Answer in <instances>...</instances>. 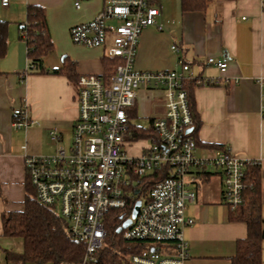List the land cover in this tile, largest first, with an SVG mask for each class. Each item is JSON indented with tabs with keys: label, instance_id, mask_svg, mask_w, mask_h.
<instances>
[{
	"label": "crops",
	"instance_id": "obj_1",
	"mask_svg": "<svg viewBox=\"0 0 264 264\" xmlns=\"http://www.w3.org/2000/svg\"><path fill=\"white\" fill-rule=\"evenodd\" d=\"M188 1L205 6L186 10L183 0H150L160 9L156 19L162 29L151 25L143 30L135 66L148 71L178 69L180 57L190 63L194 76L199 78L194 89L202 120L197 134L202 143L198 153L214 149L205 144L228 145L237 155L259 162L264 221V113L260 85L264 81V0ZM29 5L45 8L54 44L44 57L46 71L42 72H27L29 57L20 25L28 18ZM103 5L104 0H9L4 7L0 0V20L9 21L7 53L0 58L2 236V213L24 207L26 156L54 154L59 146L65 147L66 138L73 140V125L79 112L77 84L64 73L48 70L74 62L78 76L108 73L105 64L112 58L108 55L111 40L106 46L89 47L75 43L70 35L72 26L93 19ZM173 44L180 50L174 51ZM210 56L224 58L228 63L226 71L209 64ZM25 100L29 102L28 113L36 122L16 129L12 125L13 112ZM163 101L160 90L141 85L135 104L129 108L131 124L139 125L134 119L140 117H149L146 127L152 124V119L164 112ZM54 128L60 136L57 141L50 134ZM205 172L209 177L198 186L190 185L196 187L197 195L185 209V215L194 219L184 228L190 253L186 264H232L237 241L247 236V226L229 218L220 171L208 168ZM261 255L264 264V238Z\"/></svg>",
	"mask_w": 264,
	"mask_h": 264
},
{
	"label": "built area",
	"instance_id": "obj_2",
	"mask_svg": "<svg viewBox=\"0 0 264 264\" xmlns=\"http://www.w3.org/2000/svg\"><path fill=\"white\" fill-rule=\"evenodd\" d=\"M75 4L80 7L79 1ZM2 5L7 7L9 0H2ZM159 13V7L149 0H104L93 19L70 28L77 44L106 46L111 40L108 55L119 63L109 80L92 73L79 76V112L69 150L59 146L54 154L26 156V171L36 199L57 211L66 220L70 236L85 245L79 264L98 261V251L107 237L108 214L132 202L125 219L131 223L119 229L126 239L143 240L148 245L131 254L129 262L186 264L190 253L184 228L194 219L185 215V209L197 195L196 187L190 185L202 183L208 168L219 170L223 202L235 210L243 202L246 168L258 162L237 155L228 145L198 153L185 86L186 79L195 77L189 62L180 57L178 69L136 68L143 30L151 25L162 29L156 19ZM172 49L179 51L180 47L173 44ZM207 62L221 72L228 67L224 58L210 56ZM141 85L162 92L164 112L153 118L151 134L145 137L140 154L131 155L127 147L135 139L129 108L135 104ZM260 85L264 113V81ZM28 107L25 100L14 109V128H27L36 122ZM50 134L55 141L60 138L56 128ZM138 200L141 206L133 216Z\"/></svg>",
	"mask_w": 264,
	"mask_h": 264
},
{
	"label": "trees",
	"instance_id": "obj_3",
	"mask_svg": "<svg viewBox=\"0 0 264 264\" xmlns=\"http://www.w3.org/2000/svg\"><path fill=\"white\" fill-rule=\"evenodd\" d=\"M199 4H190L188 0H183V7L186 10L201 9L205 6V4ZM27 13L26 22L20 25L21 38L26 41L29 57L27 72L46 71L43 60L54 45L47 27L46 11L42 6L29 5ZM8 35L9 21L0 20V58L7 53ZM118 63L119 59L113 57L110 58V61H106L108 73L103 74L106 80H109L114 74ZM48 71L64 73L75 84L79 80L74 62H67L60 68ZM198 81V77L188 78L185 80V86L195 120L192 135L199 145L202 143L199 142L197 134L202 120L194 94ZM133 110H131L132 114ZM132 128L133 137L138 140L151 134L152 124L147 127L134 124ZM205 145L212 148L225 146ZM208 175L204 172V179L209 177ZM26 189L27 195L23 209L2 213L3 235L21 238L23 241L22 251L5 250L6 260L18 264H79L85 253V245L70 236L66 220L57 211L41 204L36 199L35 190L28 175ZM132 204L133 202L123 209H116L108 214L107 237L103 247L98 251V261L95 264H131L129 256L147 247L146 241L126 239L123 236V230L119 229L131 212ZM261 208V170L260 164L257 162L246 168L242 204L235 210L229 208V218L232 221L243 222L247 226V236L237 241V252L231 258L232 264H262L264 221Z\"/></svg>",
	"mask_w": 264,
	"mask_h": 264
},
{
	"label": "rangeland",
	"instance_id": "obj_4",
	"mask_svg": "<svg viewBox=\"0 0 264 264\" xmlns=\"http://www.w3.org/2000/svg\"><path fill=\"white\" fill-rule=\"evenodd\" d=\"M153 115V114H152ZM134 122L141 125V126H146L150 123L149 117L144 118H135ZM72 138L68 137L66 138L64 142V146L67 150H69V147L71 146L72 143ZM146 143L145 140H137L133 144L127 147L128 152L131 155H137L140 152V149L142 146ZM23 249V241L21 238H16V237H7V236H2L0 235V264H18L14 262H8L5 258V250H13V251H22ZM26 264H36V263H26Z\"/></svg>",
	"mask_w": 264,
	"mask_h": 264
},
{
	"label": "water",
	"instance_id": "obj_5",
	"mask_svg": "<svg viewBox=\"0 0 264 264\" xmlns=\"http://www.w3.org/2000/svg\"><path fill=\"white\" fill-rule=\"evenodd\" d=\"M224 52V51H223ZM191 130V129H190ZM140 206H141V201L138 200L133 208V211H132V215L133 216H136L139 209H140ZM131 223V219H127L124 223H123V227H127L129 224Z\"/></svg>",
	"mask_w": 264,
	"mask_h": 264
}]
</instances>
